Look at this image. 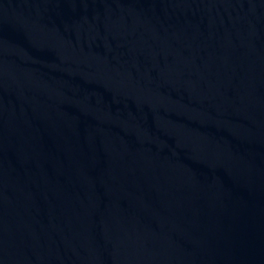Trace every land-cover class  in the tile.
<instances>
[{
	"label": "water",
	"instance_id": "obj_1",
	"mask_svg": "<svg viewBox=\"0 0 264 264\" xmlns=\"http://www.w3.org/2000/svg\"><path fill=\"white\" fill-rule=\"evenodd\" d=\"M0 264H264V0H0Z\"/></svg>",
	"mask_w": 264,
	"mask_h": 264
}]
</instances>
